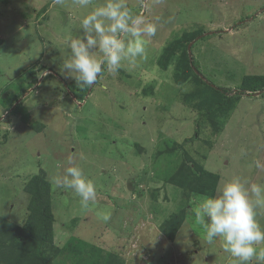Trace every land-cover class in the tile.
<instances>
[{"label": "rangeland", "instance_id": "rangeland-1", "mask_svg": "<svg viewBox=\"0 0 264 264\" xmlns=\"http://www.w3.org/2000/svg\"><path fill=\"white\" fill-rule=\"evenodd\" d=\"M105 2L80 8L73 0H0V264H18L29 242L21 232L16 240L14 226L26 221L24 186L38 173L52 197L50 264H104L109 254L121 264H230L219 238L206 243L192 209L226 182L239 180L249 192L264 184V91L241 95L233 110L220 108L212 118L186 95L200 86L178 84L175 68H160L157 57L189 35L198 77L237 91L244 75H264V0H127L157 28L145 56L136 66L124 62L115 76L105 67L78 99L74 79L61 73L68 58L62 40L81 35V19ZM184 156L217 176L203 178L205 192H189L179 176L171 181ZM69 166L96 187L87 209L74 191L52 183ZM257 212L264 228V208ZM179 213L169 239L161 228Z\"/></svg>", "mask_w": 264, "mask_h": 264}, {"label": "clouds", "instance_id": "clouds-1", "mask_svg": "<svg viewBox=\"0 0 264 264\" xmlns=\"http://www.w3.org/2000/svg\"><path fill=\"white\" fill-rule=\"evenodd\" d=\"M62 4L63 0H54ZM92 0H73L80 8H87ZM81 35L66 36L62 43L68 58L63 61L61 73L67 72L78 88L93 86L103 74H118L124 62L136 66L143 59L148 40L157 28L134 15L127 0H106L94 7L80 21ZM99 53L97 58L96 53ZM49 73L39 71V77ZM69 165L74 162L70 158ZM259 167V165H257ZM55 187L70 189L80 198L85 209L97 199L94 183L84 177L78 166H69L62 176L52 181ZM264 208V184L253 183L249 189L239 180L226 182L215 196H202L192 209L195 221L204 230L207 244L219 238L222 248L232 258L230 264H264V228L257 220V209ZM107 222L110 214L100 213Z\"/></svg>", "mask_w": 264, "mask_h": 264}, {"label": "trees", "instance_id": "trees-1", "mask_svg": "<svg viewBox=\"0 0 264 264\" xmlns=\"http://www.w3.org/2000/svg\"><path fill=\"white\" fill-rule=\"evenodd\" d=\"M200 36L201 34H198L196 38H199ZM189 40V35H183L169 41L162 48L161 53L158 55L157 65L162 69H165L168 66L174 67L176 71L175 81L178 84L191 82L194 87H196V85L200 86L198 87V89L192 90L189 92V94L186 95L193 99L195 97L198 101V103H196L197 106L203 105L206 108L205 113L207 112V115L209 114V116H211L212 118L215 117L214 112L217 110L220 111V108L224 110H233L237 102L239 101L238 98H240L241 95L251 96L255 93H261L264 91V75H244L239 82L240 84L236 88L237 91L235 92L230 88L215 86L204 78H199L198 68L195 64L192 54H188L187 52V45L189 43ZM176 56L177 58H175ZM180 74L182 75L181 77H179ZM71 86L73 87V85ZM88 87L77 88L75 90H72L71 92L75 97L81 99V97L86 94ZM203 93L209 95L203 98ZM13 100H17V97H14ZM210 105L211 107H209ZM30 126L32 128L38 129V127H42L43 125L32 123ZM185 158L186 156H184L183 163L180 165L175 175L171 178V181L173 180V178H177L179 176L187 180L184 187L186 186L189 192H192V190H200L201 192H205L204 190L206 188H204L201 184L203 178L208 177L215 179L217 176L200 170V168L194 163V168L191 167V165ZM184 167L189 170L191 174L190 178L187 177L189 176V174L184 173ZM24 191L30 197L27 206L28 216L24 224L20 228L14 226V230L17 231V234L19 235V238L16 240L23 239L22 237H20L21 232V235L24 236L29 242H26L24 244V252L17 258V263L50 264L49 260L46 259L44 253L45 247L53 245L54 219L51 210L52 197L50 195V184L43 178L42 173L34 174L30 176L25 182ZM207 194H210L209 191H207ZM182 215L183 213H179L172 216L171 219L166 221L162 226L161 231L169 239H172L176 231L178 230L182 222ZM4 225L9 227L8 222L4 223ZM81 245L82 244L77 247L80 248ZM103 263L121 264L119 259L110 254L108 256V259H105ZM255 264H258V262H256Z\"/></svg>", "mask_w": 264, "mask_h": 264}]
</instances>
